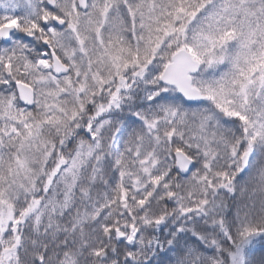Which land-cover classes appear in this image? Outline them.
I'll return each mask as SVG.
<instances>
[{
  "label": "snow or ice",
  "instance_id": "snow-or-ice-1",
  "mask_svg": "<svg viewBox=\"0 0 264 264\" xmlns=\"http://www.w3.org/2000/svg\"><path fill=\"white\" fill-rule=\"evenodd\" d=\"M0 264H264V0H0Z\"/></svg>",
  "mask_w": 264,
  "mask_h": 264
}]
</instances>
